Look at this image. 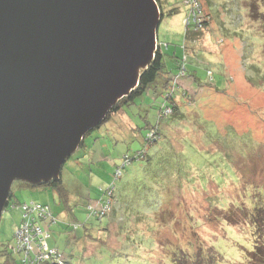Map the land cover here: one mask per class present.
Masks as SVG:
<instances>
[{"label":"rangeland","instance_id":"1","mask_svg":"<svg viewBox=\"0 0 264 264\" xmlns=\"http://www.w3.org/2000/svg\"><path fill=\"white\" fill-rule=\"evenodd\" d=\"M260 1L162 0L166 9L176 7L179 12L162 19L157 47L164 46L169 67L176 66V58L187 53V81L195 103L182 102L190 115L187 120L191 129L181 126L183 135L174 137V142L172 135H167L163 142L150 146L148 156L123 168L116 182L120 201H132L133 212L148 216L144 221L148 228L142 222L138 225L133 215L128 230L118 234L119 229L110 225L111 233L107 235L108 217L100 220L88 210L90 204L93 206L91 202L101 198V190L114 182L113 173L124 155L143 148L142 138L149 131L147 122L156 123V108L153 112L150 109L154 100L146 92L138 99L141 107L133 104L126 108L141 129L131 131V121L114 113L88 133L66 160L61 178L67 195L54 192L50 186L30 189L23 188L21 180L13 182L18 201L50 206L57 219L50 228V245L80 264H174L179 245L186 243L191 249L192 242L213 245L222 255L217 264L245 260L254 248V238L251 226L243 223L233 204L253 205L249 189L240 191L244 180L264 182V18L259 15L260 9L264 13V5L258 7L257 13L252 12ZM195 5L201 11L196 15L199 33L193 34L185 51V30ZM182 86L176 90L177 96L183 93ZM196 125L198 130L192 127ZM176 132L177 129L173 136ZM225 141L235 147L230 149ZM156 148L160 149L158 153ZM174 184H182L183 190L177 189L169 200L163 189ZM145 200L152 209H144ZM165 208L155 218L157 221L150 220L152 214ZM223 214L228 219L224 220ZM20 222V208L4 209L0 223L2 249L14 243ZM74 223H86L89 228L94 238L86 241L91 254H85L79 245L85 228H75ZM16 260L22 264L20 255Z\"/></svg>","mask_w":264,"mask_h":264},{"label":"water","instance_id":"2","mask_svg":"<svg viewBox=\"0 0 264 264\" xmlns=\"http://www.w3.org/2000/svg\"><path fill=\"white\" fill-rule=\"evenodd\" d=\"M160 23L156 0H0V223L137 87Z\"/></svg>","mask_w":264,"mask_h":264},{"label":"trees","instance_id":"3","mask_svg":"<svg viewBox=\"0 0 264 264\" xmlns=\"http://www.w3.org/2000/svg\"><path fill=\"white\" fill-rule=\"evenodd\" d=\"M159 5V9L161 11V22L163 18L172 17L175 16L179 9L176 7H172L169 9H166L164 7V4L162 3V0H156ZM262 1V2H261ZM260 3H256L254 5V8L252 10L253 13H257V9L261 4L264 5V0H261ZM174 8V9H173ZM192 18H190V24L187 25V29L185 30V44L184 49L186 51V48L188 46V42L193 40V34L199 33V31H196L198 28V21L194 17V14L192 13ZM259 15H262L264 18V13L260 9ZM258 18V17H257ZM261 18V17H259ZM256 20V19H255ZM206 25L202 24V27ZM201 26V25H200ZM169 46V45H168ZM164 46L160 45L157 47L155 51V56L151 63L140 72L139 77V83L135 89H133L129 95L123 97L118 101L117 104H115L110 113L107 115L105 120L111 119L114 113H119L121 116L127 117L131 123V131H137L138 129H141L140 126H137L133 121V116L130 114L128 107L134 105H140L139 98H142L143 95L147 92L150 95V99L154 100L153 103L150 106L151 112H153L154 108H156V123L153 125L150 121L147 122V127L149 131L145 136L142 138V142L144 145L142 149H139L135 151L132 155H129L128 153L124 155L122 159V163L117 166L116 170L114 171V182L110 184L105 189H102V195L99 200H96L95 202H91V204L88 206L90 215L92 217L103 219L108 217V224L106 233H111V227L112 225L114 229L118 228L117 230L118 234L124 233V229L128 230L129 224L132 222V216L135 215L136 217V223L139 225V223L142 222V225H145L144 221H147L148 216H140L137 212H133L130 208V205H132V201L128 199H123L120 201V195L117 194V185L116 182L120 179L123 168H125L127 165H129L133 161L137 160H143L148 156L147 149L150 146H153L159 142H163V140L167 137V135H172L173 142L175 141L176 136L183 135V130L181 129V126L186 125L187 128L189 127L191 129V124L188 122V117L190 116L186 110H184V106L182 105L183 100L188 101V103L193 104L195 103L194 95L190 91L191 84L188 83V58L187 53H185L184 57L176 58V66L170 67L166 63L165 59V53H164ZM184 59V60H183ZM192 67V65H191ZM175 70V72H173ZM208 75L211 77V80L214 78L209 72ZM192 76V75H190ZM196 76V74L194 75ZM182 80L180 82V79ZM184 85V86H182ZM185 88L183 93L180 94V96L176 95V90L180 87ZM160 98V101H158ZM145 102V101H143ZM152 102V101H151ZM150 104V103H149ZM158 104V105H157ZM148 105V104H147ZM127 108V109H126ZM150 112V113H151ZM122 120V117L120 118ZM137 123V122H136ZM136 126H133V125ZM190 124V125H189ZM100 124L99 126H101ZM98 126V127H99ZM194 130H198L197 125L192 126ZM97 128V127H96ZM95 129V128H94ZM93 129V130H94ZM177 129V132L175 133V136H173V132ZM192 129V130H193ZM91 130V131H93ZM90 131V132H91ZM89 132V133H90ZM136 135V133H134ZM83 144V141L81 142V145ZM225 144L229 146L230 149H233L235 146L232 145L231 142H226ZM80 145V146H81ZM164 147L161 149V154L164 153ZM160 149L156 148V152L158 153ZM167 154V152H166ZM233 171L235 175L237 176V169L235 166H232ZM24 183L21 185L23 188L28 187L30 189L35 188L36 186H50L53 188L54 192L58 191L59 194H66L67 190L64 186L63 180L61 178V175L57 179H52L48 183H43L41 185H32L31 183L27 181H23ZM245 185L242 186V189L240 191H244L246 189H249L251 192V198L253 200V205H247L245 202H240L238 204H233L234 207L239 210V215L243 220V223H248L251 226V231L253 235L254 240V248L250 251H248L247 255H245V260L240 261L239 263L235 262L234 264H264V182L260 184H255L249 181L244 180ZM164 184V183H162ZM175 187V188H174ZM183 190L182 184H174V185H168L163 189L164 194L167 196V198L170 200L173 198L176 190ZM263 190V192L261 191ZM124 198L128 197V194L122 195ZM148 201V200H147ZM146 200L142 202L143 206L145 207V210H150L153 208L151 204H149ZM29 203L32 201H24L20 202L16 199V193L12 190L10 191L9 200L7 203V207L12 208H20L21 211V222L19 223L15 234H14V243L10 246H8L7 249H2L0 246V264H17L16 256L20 255L22 257V264H51L55 258L52 257H44L40 258L34 250H25L18 247V238L16 236V232L18 229L22 227L24 224V204ZM40 203L44 206H47L49 208V212L52 216V219H41L39 223L47 229L50 234V228L51 226L56 223L57 219L54 217V214L52 213V210L48 204H45L43 202L33 201ZM134 203V202H133ZM217 206H219L218 201L215 202ZM108 205L109 208L106 209V211H103V208ZM220 207V206H219ZM221 208V207H220ZM166 210L163 209L161 211H157L154 214H152L150 220H158L155 219L162 215V213ZM231 211V210H230ZM230 211L228 213H230ZM118 212V213H117ZM223 219H228L227 215L223 214ZM232 216V213L229 214V217ZM121 217V218H120ZM75 228H81L84 227L86 230L85 235L83 238H81L83 241L80 244L82 248H84L85 254H91L88 248L89 242H86L88 240L93 241V237L90 234L89 228H87L86 223H77L74 225ZM146 226V225H145ZM148 228V226H146ZM113 230L112 232H114ZM130 230V229H129ZM138 230V229H137ZM98 232H102V228L98 229ZM147 232V231H146ZM50 238V237H49ZM48 238V239H49ZM47 239V244L50 249H56L61 256L64 257V262L66 264H80L79 261H74V259L69 258L66 256V254L59 250V248L52 246L49 244ZM123 239V238H122ZM125 242V241H123ZM84 243V244H83ZM191 249H188L186 243L180 244L178 250L176 251L173 261L174 264H217L218 262L222 261V255L221 253L213 246H205L202 243H199V245H195L194 242L190 243ZM73 260V261H72Z\"/></svg>","mask_w":264,"mask_h":264},{"label":"built area","instance_id":"4","mask_svg":"<svg viewBox=\"0 0 264 264\" xmlns=\"http://www.w3.org/2000/svg\"><path fill=\"white\" fill-rule=\"evenodd\" d=\"M190 5L192 4L190 3ZM195 6L196 11H192L193 9H191V14L193 13L196 19V15L201 13V11L198 9L197 5ZM187 24H190V18L188 19ZM108 208L109 206L106 205L103 208V211H106ZM23 217L25 219L24 224L16 232L18 247L15 248H22L28 251L34 250L40 258H55L51 264H66V262H64V257L61 256L56 249L49 248L47 239L50 237V234L47 227L44 228L39 223L41 219H52L49 208L37 202H27L24 204Z\"/></svg>","mask_w":264,"mask_h":264},{"label":"clouds","instance_id":"5","mask_svg":"<svg viewBox=\"0 0 264 264\" xmlns=\"http://www.w3.org/2000/svg\"><path fill=\"white\" fill-rule=\"evenodd\" d=\"M158 4V3H157ZM189 6H190V3H189ZM202 28V25L200 26ZM158 38V37H157ZM159 40V39H158Z\"/></svg>","mask_w":264,"mask_h":264}]
</instances>
